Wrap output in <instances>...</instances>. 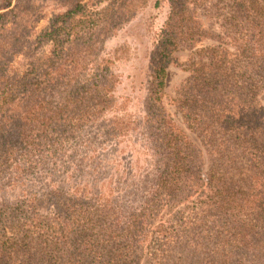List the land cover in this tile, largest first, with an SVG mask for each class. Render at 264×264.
Here are the masks:
<instances>
[{
    "label": "trees",
    "instance_id": "16d2710c",
    "mask_svg": "<svg viewBox=\"0 0 264 264\" xmlns=\"http://www.w3.org/2000/svg\"><path fill=\"white\" fill-rule=\"evenodd\" d=\"M148 2L0 0V264H264V0H169L131 114L116 71L129 47L106 42ZM180 50L192 54L174 104L205 173L163 101ZM125 138L148 154L139 174L111 169Z\"/></svg>",
    "mask_w": 264,
    "mask_h": 264
},
{
    "label": "rangeland",
    "instance_id": "374dc122",
    "mask_svg": "<svg viewBox=\"0 0 264 264\" xmlns=\"http://www.w3.org/2000/svg\"><path fill=\"white\" fill-rule=\"evenodd\" d=\"M161 6L159 8H154V0H149L148 6H146L140 13L137 19H135L130 25L124 28L120 33L111 38L106 42L107 53L111 50H115L117 47H122L127 45L129 47V54L127 62L116 67V71L120 73L122 77V84L118 88L117 96L120 101L129 99L127 103V112L134 114L139 111L138 98L143 94L142 85L145 83L147 77L149 76V67L147 55L151 50L152 44L155 39L158 38L164 23L166 22L169 13V0H160ZM56 9L55 2H48L44 6V9L40 11L39 21L36 24V32L42 31L50 24L51 18L58 13ZM205 25L208 28H212L218 33H221L219 24H215L212 20L204 15H200ZM225 46H227L231 51H234V46H232L231 41L226 37ZM217 44L212 40H204L200 42L196 49L202 46H210ZM50 46H46L41 49L38 53L39 56L45 57L48 55ZM192 51L190 50H180L176 51L173 55V63L169 66L167 70L166 78V88L164 105L168 112L174 118L179 126H181L187 133L189 138L199 146L203 151L204 160V173L208 169V156L203 149V146L197 136L192 133L183 121L180 113H178L174 100L177 98V90L183 85L185 80L189 76V72L186 71L188 66V61L191 58ZM29 59L25 58V55H18L15 58L14 68L15 69H28ZM258 100L262 107L264 108V90L258 95ZM141 142L137 139L125 138L119 143L118 151L112 153V155H117V159H113L111 162V169L113 162L119 163L120 171H132L136 174L138 173V168L146 165V158L148 157L147 152L140 146ZM105 150H111L113 147L108 145L104 147ZM137 158H140L141 166L138 165ZM115 165V164H114ZM205 179L206 175L204 174ZM205 189V188H204ZM197 195L194 197L196 198ZM181 206V205H180ZM179 207V206H178ZM178 210V209H176ZM49 212L47 209L43 210ZM170 210L166 208L161 214V220L167 221L170 218ZM142 264H146L143 259Z\"/></svg>",
    "mask_w": 264,
    "mask_h": 264
}]
</instances>
